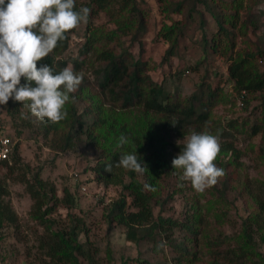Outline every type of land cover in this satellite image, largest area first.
<instances>
[{"label": "trees", "instance_id": "trees-1", "mask_svg": "<svg viewBox=\"0 0 264 264\" xmlns=\"http://www.w3.org/2000/svg\"><path fill=\"white\" fill-rule=\"evenodd\" d=\"M161 11L170 15L169 22H163L156 37L167 44L163 56L168 59L178 53L180 39L197 19L200 28L198 53L200 57L194 63H188L184 69L197 71L204 63L209 52L221 53L227 58L228 79L236 93L243 92L244 102H248L246 94H254L258 100V121L249 125L250 135L262 133L260 151L264 150V31L260 27V13H250L247 20L240 19L239 10L244 0H156ZM142 0H75L76 9L88 7L90 15L84 24L83 42L77 55L67 59L57 58L68 47L69 40L76 29L66 33V39L58 42V46L37 66L50 65L55 72L73 66L80 72L81 64H87L92 75L97 79L99 101L92 104L93 97L85 100L87 104L79 113L74 102V93L64 111L67 116L58 123L45 120L40 122L31 117L28 109L22 103L9 100L7 105H0L10 116L28 114L25 126L35 122L44 136L51 139L52 145L58 150L73 147L74 141L83 138L87 143L100 149L99 156L91 165L95 179L104 185H119L122 193L112 199L104 212L105 222L110 227L122 226L128 240L139 242L145 238L167 240L176 250L172 264H264V256L257 250L259 244L264 245V221L259 218L264 211V201H260L259 210L249 213L241 225L242 243L220 247L219 235L209 238L204 231L206 214L203 206L195 200L191 211L180 218L155 214L154 207L162 206L163 192L160 181L164 177H176L179 181L181 169H174L172 160L183 150V143L164 141L156 130L148 131V123L140 124L136 129L127 124L126 119L112 109L117 103L124 108L138 106L143 116L159 117L163 126H168L176 135L207 132L219 136L220 152H231L236 167L240 152L229 140L231 129L236 127V120L229 118L226 122L216 121L212 117V107L218 101H223L226 93L218 81L211 84L200 82L199 90L181 95L164 82L154 80L150 71L154 63L146 61L141 56H135L125 42L129 37L132 41L139 38L146 29L148 14L141 7ZM226 8V9H224ZM227 9L229 11H227ZM208 10L214 19L216 32H207L205 11ZM103 15L104 22L96 19ZM247 28L259 36L260 45L233 53L234 36L236 32L244 35ZM220 33L226 37L223 50L220 51ZM230 54L227 55V51ZM260 64H263L262 68ZM183 69V71H184ZM182 70L176 71L181 77ZM21 78V83H24ZM228 95V94H227ZM76 96V95H75ZM85 98V97H84ZM116 110V112H115ZM90 118L85 123V118ZM150 122V120L148 119ZM1 124H6L0 121ZM12 138V133L7 130ZM124 134L128 144L118 147V138ZM173 144L175 149H173ZM147 171L143 175L123 168H113L106 171V166L118 162L121 153L135 152ZM219 152V153H220ZM217 162V158L214 163ZM229 164V162L224 165ZM0 167L7 172L19 171V181L25 185L26 192L32 199L31 214L43 227L44 232L38 237V249L49 264H94L99 251L98 245L89 237V227L83 215L71 208L75 207L73 193L64 188L62 195H56L53 183L40 175V168L30 169L22 162L18 141L7 159L0 161ZM147 185V187H146ZM262 185V184H261ZM264 188V187H263ZM7 189L0 183V239L3 223H15L17 215L10 203L4 199ZM262 199H264V192ZM62 204L67 211L64 217L53 215L55 208ZM216 216L219 213L214 211ZM182 232L180 243L173 246L174 232ZM84 237L81 238L80 236ZM140 260V259H137ZM146 263V261H143ZM129 264V263H128ZM131 264V263H130ZM133 264V263H132ZM152 264V263H147Z\"/></svg>", "mask_w": 264, "mask_h": 264}, {"label": "rangeland", "instance_id": "rangeland-1", "mask_svg": "<svg viewBox=\"0 0 264 264\" xmlns=\"http://www.w3.org/2000/svg\"><path fill=\"white\" fill-rule=\"evenodd\" d=\"M141 7L148 14L146 29L133 41L129 37L125 38L129 49L135 56L140 55L142 59L154 63L155 68L150 71L154 80L164 82L181 95L199 90L202 81L211 84L218 81L221 83L226 96L223 101H218L212 107L211 113L216 121L219 120L222 123L229 118L237 119L236 127L231 129L229 140L239 150L241 164V167H236L231 152L218 153L215 164L224 169V175L218 179L217 184L203 192L194 190L188 181H179L176 177L162 178L160 187L164 202L162 206H155L154 212L180 218L187 211H191L197 200L207 212L204 231L208 237L214 239L216 235H219L220 239L222 238L219 246L222 248L227 245L241 244L240 231L243 219L247 218L249 213L259 210L260 201H264L261 196L264 192V150L259 149L262 133L250 135L248 130L249 125L259 119V110L256 108L258 100L255 97L257 93L244 95L248 102L243 100V104H239L238 93L234 91L228 79V60L221 53L209 52L197 71L184 69L189 62L194 63L200 57L197 43L201 36L197 19L188 29L187 34L180 39L178 53L164 59L167 44L156 37V33L163 22H169L171 14H164L156 0H142ZM259 12L261 13L258 32H262L264 31V0H244L239 16L241 20L244 18L247 20L248 14ZM204 17L207 32H216V24L208 10L205 11ZM104 20L103 15L96 19L97 22H104ZM83 32L84 24L82 23L72 34L66 50L57 58L62 57L69 61L70 58L75 57L84 39ZM218 37L221 41L219 46L221 51L225 47L226 37L223 33H220ZM234 43L232 52L238 53L255 48L260 45V40L252 28H247L244 35L236 32ZM228 54H230L229 50ZM86 65L83 63L79 67L81 69L79 71L85 75L73 96L79 113L85 108L89 100H85L87 97H93L92 104L96 103L94 99L97 98V102L100 99L97 93V79L93 77L89 67L85 68ZM259 65L262 68L263 64L259 63ZM179 70L183 72L178 78L176 71ZM108 104L113 105L112 109H116L132 128L136 129L140 124L148 123L147 132L156 130L162 135L164 141L183 143L185 146L184 137L190 134L176 135L168 126L162 125L158 116L151 115V119L148 116L145 117L138 106L124 108L121 111L119 104L107 103V107ZM0 121L6 124L14 141H18L24 164L30 169L40 168L41 177L53 183L57 196L62 195L64 188L73 193L75 207L71 210L84 216L89 227V237L99 248L94 264H172L171 258L177 253L167 240L158 241L157 235L155 239L147 237L136 243L126 238L125 228L110 227L105 222L104 212L107 204L121 194L122 190L119 185H104L95 179L90 167L99 156V148L81 138L74 141L73 147L63 151L58 150L52 145L51 139L43 135L34 121L25 126L28 120L21 114L10 116L2 108H0ZM84 121L89 123L91 120L86 117ZM173 149H175L174 144ZM227 162L229 164L224 165ZM73 171L77 173L76 176L73 175ZM19 175V171L11 173L0 167V183L7 189L4 199L10 203L17 215L15 223L5 222L1 228L0 264H49L37 247L38 237L42 235L44 229L30 212L33 201L26 192L25 185L19 181ZM66 209L59 204L53 215L64 217ZM214 211L219 213V217ZM259 218L264 221V211L260 212ZM182 235V232H174L173 246L180 243ZM162 243L164 246L158 247ZM257 250L264 256L263 244H259ZM84 264L88 263L84 261Z\"/></svg>", "mask_w": 264, "mask_h": 264}, {"label": "clouds", "instance_id": "clouds-1", "mask_svg": "<svg viewBox=\"0 0 264 264\" xmlns=\"http://www.w3.org/2000/svg\"><path fill=\"white\" fill-rule=\"evenodd\" d=\"M90 11L88 7L76 9L75 0H0V105H7L10 99L20 102L40 122L58 123L66 118L70 94L78 90L85 74L72 65L55 72L48 64L38 67L37 62L66 39V33L86 24ZM184 139L185 146L172 166L182 170V181L203 192L224 175V169L214 163L221 147L219 136L193 131ZM128 142L121 134L117 146ZM114 167L141 175L147 171L136 149L121 153L118 162L105 170L112 172Z\"/></svg>", "mask_w": 264, "mask_h": 264}, {"label": "built area", "instance_id": "built-area-1", "mask_svg": "<svg viewBox=\"0 0 264 264\" xmlns=\"http://www.w3.org/2000/svg\"><path fill=\"white\" fill-rule=\"evenodd\" d=\"M243 92L244 91H242L241 94L238 95L239 104L241 105L243 104ZM7 130L8 127L0 123V161L9 157L15 144L14 139L7 134ZM73 175L76 176L77 173L73 171ZM82 188L84 190V187Z\"/></svg>", "mask_w": 264, "mask_h": 264}]
</instances>
